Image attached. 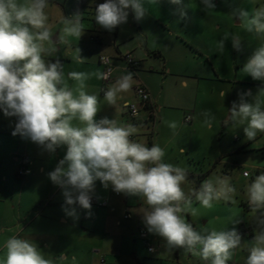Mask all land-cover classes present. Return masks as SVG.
Wrapping results in <instances>:
<instances>
[{
	"label": "clouds",
	"instance_id": "9594fccd",
	"mask_svg": "<svg viewBox=\"0 0 264 264\" xmlns=\"http://www.w3.org/2000/svg\"><path fill=\"white\" fill-rule=\"evenodd\" d=\"M149 2L155 4L158 0ZM169 3L180 5L182 0H169ZM200 4L205 12L216 9L214 0H200ZM48 5L49 0H0V110L5 117L16 119L11 134L30 140L49 154L66 146L63 159L48 173L51 182L62 189L65 205H79L90 215L95 182L100 181L104 189L144 198L148 208L141 214L142 222L148 233L163 239L166 249H183L205 264H228L241 246V235L236 227L197 230L183 213L191 208L193 197L201 206L211 208L214 202L231 200L236 189L226 177H210L186 195L181 187L188 178L186 169L164 163L165 151L158 144L149 147L132 140L138 131L132 124H121L108 117L97 119L100 96L86 91L89 74L69 72L68 78L77 82L75 87H70L64 79L60 59L54 62L46 59L57 53L45 13ZM129 11L134 13L137 22L142 20L147 12L144 0H104L95 8V23L112 32L127 23ZM231 16L239 27L261 40L242 72L253 80L264 81V6L252 13L234 7ZM61 23L59 43L65 42L66 37L79 39L84 34L79 12L71 17L63 16ZM227 40L225 35L218 42V52H223ZM44 42H50L51 46L45 47ZM231 43L236 51L242 50L238 34L232 35ZM76 61L84 63L85 60L78 55ZM111 73L109 69L92 75L108 80ZM134 84V73L126 71L99 92L103 93L107 105L115 106L123 99L122 94L132 91ZM261 93L264 88L252 97V102L246 99L252 96L251 91L240 93L239 102H232L224 120L225 125H244L249 141H254L258 133H264ZM225 94L221 92V96ZM203 115V123L211 128L214 117L210 112ZM169 127L175 129L176 124L173 122ZM246 195L253 212L264 209V173L256 175L247 185ZM62 207L67 216L78 219L74 207ZM254 221L252 247L244 264H264V219L256 215ZM237 223L236 219L230 222ZM4 249L0 264H56L37 243L18 235L9 237ZM60 259L66 258L61 256ZM72 264H76L74 256Z\"/></svg>",
	"mask_w": 264,
	"mask_h": 264
},
{
	"label": "crops",
	"instance_id": "0c3cea01",
	"mask_svg": "<svg viewBox=\"0 0 264 264\" xmlns=\"http://www.w3.org/2000/svg\"><path fill=\"white\" fill-rule=\"evenodd\" d=\"M62 1L65 2L63 8L67 12V17L77 12L82 14L85 31L79 39L69 36L65 38V42L59 43L58 38L62 28L59 29L54 39L55 43L62 46L69 43L73 47L75 45V48L65 54H61L60 50L57 51L53 57H50L52 61L54 62L57 58L61 61H75L74 64L81 65L86 73L90 71L91 65L100 67L98 71L104 72L100 63L101 55H108L114 59L112 82L105 84L104 80L96 77H92L91 81H85L86 91L88 93L93 91L100 96L97 119L108 117L116 119L121 124L131 123L138 129L132 140L145 143L149 147L153 144L160 146L157 137L164 131H172L169 124L173 123L175 118L178 119L180 116L183 121L182 114L174 116L165 112V109H172L170 107L172 105L163 102L164 91L168 87L175 86L192 96L182 109L185 113L184 120L187 114L193 118L191 123L184 121L185 124L192 125V128L204 124L205 117L199 104L204 105L210 101L202 92L208 87L205 83H213L211 81L215 79V81L227 80L216 70V67H213L215 77L194 70H192L194 72L175 70V66L169 63L160 49L150 45L140 23L137 24V31L130 30L128 36L125 34V25L117 27L113 32H108L98 26L94 19L95 8L101 2L85 0L84 5L80 6V0ZM85 20L89 22L88 26L84 24ZM131 27L132 25H128V28ZM76 46L79 47L77 51ZM127 53H132L134 60L139 64L138 71H132L129 68L124 58ZM152 53L160 54L163 58L161 83H157L155 77L140 79L142 67L148 61V55ZM78 55L85 60L84 63H77ZM152 69L155 68L152 67ZM72 71L74 70L68 69L67 73ZM126 71L134 73L135 84L132 91L122 94L123 99L118 100L115 106L107 105L103 100V93L99 90L107 88L117 77L126 74ZM76 72H79V69ZM91 73L93 74L92 70ZM138 85L148 89L151 103L147 110L142 111L138 120L130 122L125 104L138 102L135 92ZM221 92L226 93L225 87L220 89V95ZM199 97L202 100H199ZM214 121L216 120L212 121L210 129H214ZM15 123V117H5L0 110V259L5 253V241L13 235H18L20 238L37 243L42 251L56 260V264H72L73 256L76 258V264H101V256L105 257L106 264H205V262H191L185 257L186 254H181L180 249L171 251L166 249L164 243L159 241L161 237L151 233L155 251H148V255L152 257V260L161 262H140L137 241L142 240L139 229L143 225L141 214L147 208L144 198L128 197L123 194L117 196L111 188L104 189L100 181H96L93 198L100 201L107 200L106 207L92 206L89 215L88 211L80 208L79 205H65L62 189L51 182L48 173L53 171L63 159L66 146L58 148L54 154H49L30 140L23 139L19 135L13 136L11 133ZM242 149L246 151L244 146ZM184 151L185 149L182 152ZM24 158H28L26 166L31 172L19 177L18 170L23 167ZM219 160L218 162H222L221 158ZM163 162L169 163V159L163 158ZM193 174L199 175L195 172ZM62 206L74 207L78 219L67 216ZM127 213H130L132 217L127 219L125 217ZM249 235L253 237L252 232ZM61 256L66 259H60Z\"/></svg>",
	"mask_w": 264,
	"mask_h": 264
},
{
	"label": "rangeland",
	"instance_id": "374dc122",
	"mask_svg": "<svg viewBox=\"0 0 264 264\" xmlns=\"http://www.w3.org/2000/svg\"><path fill=\"white\" fill-rule=\"evenodd\" d=\"M101 1L97 0L98 3ZM19 2H23V0H19ZM214 3L216 9L205 12L201 10L203 6L200 4V0H182L180 5L171 4L169 0H158L155 4L144 0L147 11L144 18L137 22L134 19V13L129 11L128 21L124 24L126 26L125 34L128 36L130 30L136 32L137 24L140 23L150 45L157 46L169 63L175 66V70L185 72L194 70L215 77L213 67H216V70L226 77V81H215V79L211 81L213 83H205L207 84L205 86L208 87L202 90L204 96L208 97L210 101L204 105L200 103L199 108L202 113L210 112L214 117L216 120L214 129L208 128L205 124H199V127L196 128L185 124L183 116L185 113L182 109L192 96H189L187 91L172 86L164 91L163 102L172 105L170 106L172 109H165V112L174 116L182 114L183 121L180 116L178 119L175 118V129L164 131L157 138L160 147L165 151L164 158L169 159L170 164L186 169L187 173H209L208 178L226 177L230 185L236 189L231 200L214 202L211 208L201 206L193 197L191 208L186 210L183 215L186 221L192 223L197 230L207 227L210 230L219 231L233 226L239 233L242 228L249 230L245 235L240 234L241 246L235 250L233 259L228 262L244 264L249 254L248 250L252 247L253 238L250 239L249 233L252 232L254 236V217L257 215L264 219V209L258 210L257 213L253 212L248 206L246 195L247 185L256 175L264 173V133H258L254 141H249L243 131L244 125L238 123L225 125L224 120L229 115L228 110L231 108L232 102H239L240 93L251 91L252 96L246 97V99L248 102H252V97L264 88V81L253 80L242 72L243 65L259 46L261 40L253 33L239 27L238 21H235L231 16V10L234 7H242L252 13L254 9L264 6V0H214ZM64 5L65 2L62 0H49V5L45 9L48 16L47 23L53 33L52 40L54 42L59 29L63 27L61 18L67 17ZM181 12L184 13L183 16H181ZM84 24L88 26L89 22L85 20ZM128 25H132V27L128 28ZM233 34H238L241 37V51H236L232 47L231 37ZM225 35L228 36V40L225 41V47L221 53L217 51V44ZM44 43L45 47L51 46L50 42ZM56 47L57 51L60 50L61 54H65L69 50L73 51L75 45L73 47L67 43L62 46L56 43ZM46 59L52 60L50 57H46ZM61 62L64 65V71H66L64 76L66 83L70 87H75L77 82L67 77V70L77 71L79 69V72H84L83 68L81 65L74 64L75 61L72 60ZM162 65L163 58L160 54L148 55V61L142 67L140 79L155 77V81L161 83ZM99 68L96 65L90 66V71L86 72L90 76L88 81L95 77L91 70L95 73ZM222 87H225L227 93L224 98L219 93ZM88 94L94 93L91 91ZM260 99L264 102V93L260 94ZM199 100L202 99L199 97ZM243 146L246 151L242 149ZM182 148L185 149L184 152L181 151ZM219 158L222 162H218ZM245 171L250 174L249 177L244 175ZM181 187L186 195H190V190L196 189V181L187 178ZM243 203L245 206L242 205ZM146 207L148 208V205ZM193 210L195 215H193ZM233 219L239 220V223L230 224ZM159 241L164 243L162 238ZM137 245L140 262H161L152 260V257L148 255L144 241H137ZM180 251L181 254H186L185 257L191 262H204L183 249Z\"/></svg>",
	"mask_w": 264,
	"mask_h": 264
},
{
	"label": "built area",
	"instance_id": "2783aa9c",
	"mask_svg": "<svg viewBox=\"0 0 264 264\" xmlns=\"http://www.w3.org/2000/svg\"><path fill=\"white\" fill-rule=\"evenodd\" d=\"M84 2H85V0H80V6H83ZM103 2H104V0L101 1V3H103ZM124 58H125V61L127 62L128 66H129V68H131V69L135 65L138 64L134 60V57H133L132 53H127ZM100 63H101V65L104 68V72H107L109 69H112V73H111V76L109 77V79L108 80H104L105 84H108V83H110V82H112L114 80V77H113L114 59L111 56H108V55H101ZM135 92H136V95L138 97V102H134V103L128 102V103L125 104V110H126L128 116L130 118V122H135L136 120H138L140 118V116H141L142 111L143 110H147V108L150 106V103H151L150 92L148 91V89L145 86L138 85L135 88ZM192 119L193 118H192L191 115H187L185 117V122L186 123H191ZM128 124H131V123H128ZM131 138H133V136ZM27 162H28V158H24L23 167L18 170V174L17 175L19 177H23L25 175L30 174L31 171L26 166ZM245 173H248V172H244V174ZM248 176H249V173H248V175L246 177H248ZM115 194L117 196L121 195V194H117V193H115ZM91 204H92V206H96V207H106L108 205V201L107 200L100 201V200H98L96 198H93L92 201H91ZM125 217L127 219H129V218L132 217V215L130 213H127ZM139 233H140V238L143 241H145V246H146L147 250L149 252H154L155 251V245L153 244L151 236H150V233L147 232V229L144 226V224L140 226ZM101 264H106V259H105L104 256H101Z\"/></svg>",
	"mask_w": 264,
	"mask_h": 264
},
{
	"label": "trees",
	"instance_id": "16d2710c",
	"mask_svg": "<svg viewBox=\"0 0 264 264\" xmlns=\"http://www.w3.org/2000/svg\"><path fill=\"white\" fill-rule=\"evenodd\" d=\"M95 16V14H94ZM138 68H139V64L135 65L133 68H132V71H138ZM216 165V164H215ZM188 179H193L194 181H196V189H198L200 187V184L205 180L207 179L209 173H200L198 176H195L193 173H190L188 172ZM197 177V179H196ZM245 206V204H242ZM240 234L242 235H245L246 234V230L244 228H242L240 230ZM250 239H252V235H249ZM230 264V263H228Z\"/></svg>",
	"mask_w": 264,
	"mask_h": 264
}]
</instances>
